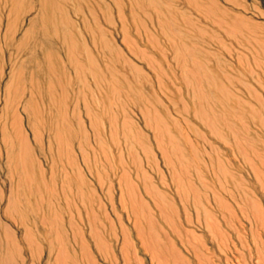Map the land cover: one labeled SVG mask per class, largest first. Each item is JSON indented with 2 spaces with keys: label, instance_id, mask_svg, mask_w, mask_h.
I'll use <instances>...</instances> for the list:
<instances>
[{
  "label": "rangeland",
  "instance_id": "obj_1",
  "mask_svg": "<svg viewBox=\"0 0 264 264\" xmlns=\"http://www.w3.org/2000/svg\"><path fill=\"white\" fill-rule=\"evenodd\" d=\"M20 2L23 9L18 12V20L9 30L6 23L12 18L11 15L10 18L7 15L11 8L4 0H0V99L3 97L4 85L11 82L12 79L13 91L16 90V87L21 89V84L14 80L17 76L16 71L20 68L29 70V66L35 61L41 62L42 54L33 47L34 41L38 43L37 45L52 47L64 63L67 62V59L69 63V58L59 45H64L63 34L67 35L66 46L71 48L70 61H73L75 66L72 69L67 67L64 70L69 75H66L67 80L63 79L64 85H67L68 88L66 91L68 99L72 101L76 98L75 94L79 90L77 97L85 104L83 106L82 103H78L76 110L82 123L79 127L84 128L89 146L85 147L82 144L83 159L80 158L81 153L76 149V142L73 141L71 148L75 153L73 156L76 157L75 163H77L80 174L87 177L90 188L94 189L92 191L96 194V197L95 194L93 196L95 199L97 198L96 202L100 205L99 212H96L98 222L95 228L96 233H93L99 250L94 245L90 229L87 228V220L82 215L80 223L73 217L79 233L71 235L68 232L67 236H64L65 240L62 241L63 244H66L68 254L72 257L79 256L83 241L95 264H157L155 260L152 262L149 252H147L148 254L143 252L139 241L135 238L134 233L136 232L132 227L134 220L119 204L120 192L117 189L119 187H117V180L123 171H127L131 177L134 176V169L138 164L146 174V179L150 181L149 186H152V189L154 188L153 190L159 195L163 193L164 196H162L166 197L167 200L160 201V205L164 206V216L167 215L165 219L167 218L166 222L168 223H163L165 220L159 217L158 211L155 210L149 199L145 200L149 203L152 214L149 218H153L152 222L148 219L151 223L147 220H144V223L148 222L151 226L146 227V223L144 224L141 220L143 218L140 219V222L142 226H145V232L148 228L152 231L155 230L153 233H156L160 238V245L166 244L169 239L168 242L173 245L171 247L180 253L178 255L184 257H182L184 259L182 262L186 263L182 264H264V229L258 224L260 222L254 218V214L252 215L253 210L248 209L249 206L246 204V200L249 199L248 201L254 203L264 217V184L256 182L252 170L243 162L240 155L226 147L221 141L210 137L208 132L200 127V121L193 117L192 112L194 106L202 103L201 99H204L205 107L209 105L214 109L217 108L216 112H220L217 101L223 99V96L221 93L217 94L215 100L214 91L212 92L210 88L215 83H221L223 87L232 91L231 94L237 96L240 94L241 99L250 102V107L256 109L260 116L264 117V112L261 111L264 105L261 106L252 98V94L255 92L259 101L261 100L264 104V88L256 83L257 79L264 83V0H50L49 8L52 10L49 9L48 14L41 13L39 8L35 7L34 11L26 16H22L24 10L34 3L31 0H20ZM35 2L37 4V0ZM115 5L118 6L117 9L114 7ZM3 7H6L5 12ZM41 16L44 17L43 24L38 19ZM237 16L245 17L240 28L225 29L224 25L226 24L221 25L223 22L233 24L231 19H235ZM33 18L37 19L32 25L33 33L26 36L24 32L29 29V21ZM42 25L44 29L48 28L49 33L57 35L59 44L43 39L39 34ZM12 35H15L13 42L10 38L7 39ZM98 35H102L103 41ZM104 43H106L107 50L108 46L111 48L112 58L107 56L108 54L100 47ZM171 47H179L181 52L175 54ZM32 50H35L34 60L30 59ZM117 56L119 57L117 58ZM24 59L29 64L23 63ZM112 61L115 62L114 68H112L114 71H119L125 61L126 64L134 66L139 72V74L129 73L127 79L132 95L136 97L135 93L139 91L145 104L135 106L132 97H130L129 105H131L124 107L126 108V119L119 118L118 107H115L119 104L122 105L124 100H118L111 95L106 80L100 85L101 91L99 92L93 87L90 77L87 78L88 73L109 67ZM147 62L151 64L148 65ZM217 69L221 71V74L216 73ZM76 79L79 80V83ZM182 79L185 81V85L181 83ZM68 80L71 81V85L67 84ZM107 80L109 79L107 78ZM245 84L253 91L245 90ZM232 87L236 89L234 90ZM112 99L114 100L112 101ZM10 102L14 104L16 99L11 96ZM142 106L149 112V116L152 115L149 120H144L141 116L140 108L144 109ZM83 108L89 111L91 124ZM2 109L3 103L0 101V112ZM166 112L175 122L179 132L186 133L188 140H192V145H195L196 158L192 159L193 155L185 149V145H182L183 141L181 143L179 136L173 132L172 120H167ZM112 116L118 117H116L115 136L120 150L113 148L109 139L107 121ZM225 117L226 120L232 118L229 115ZM126 121L129 122L128 126L122 130V124ZM229 121L241 140L243 137L245 140L254 137V132L257 133L255 135H258V139H263L264 129L256 128V124L252 126L251 122H247L245 119L234 121V117ZM185 122L192 128L194 127L196 131L199 130L198 132L203 134L209 145L205 146V144L199 143V136L196 135L197 138H195L192 131L184 127ZM242 123L246 125L249 132L242 129ZM24 124L22 125L25 126ZM77 124L76 121L70 124L72 131L76 133ZM91 125L97 130L93 131ZM148 125L161 130L165 129L167 125L168 131H172L171 136L173 134L176 141H180L178 145L186 151L182 155L183 157L187 156V159L184 158L186 161L183 159L180 165L170 154L172 162H174L173 167L176 169L175 172H180L177 174H181L180 170L185 168L183 171H186L184 172L186 176L183 173L182 176L186 180L183 179L182 186L172 185L171 175L174 173V169L171 170V173L170 168H167L163 162L164 160L155 148L154 133H152L151 127L146 128ZM217 131L225 141L232 144L233 140L227 134L222 122L218 123ZM39 132L42 133L40 129ZM124 132L126 133L123 134ZM96 135L100 136V143L96 142ZM194 140L196 143L198 141V145ZM80 141L82 142L78 139V142ZM258 144L259 142L254 144L255 147L252 146L256 151ZM42 146L45 154L43 156L38 153L36 158L42 164L44 171L49 174L51 164L49 159H45V157L47 158L48 143L44 134ZM127 148L128 151L130 150L128 158L124 152ZM209 148H215V153L219 154L216 157H219L223 162L224 170H229L235 178L233 184L232 180L227 181L226 172L225 175H219V182H216L211 172L208 171L210 167L207 166L208 160L203 156V153H208ZM53 150L56 151L55 148ZM246 150L245 148V156L259 167L257 160H254V155ZM120 152L122 155H119ZM187 153L192 156L190 157ZM186 162L189 166L186 165ZM87 163L92 170L90 176ZM62 166L65 167L67 173H71L66 168V162L61 158L54 168V173L57 176ZM122 166L123 169L125 168L123 171ZM224 170H220V172H224ZM0 173L2 174H0V189L6 199L10 185L3 176L4 172L1 170ZM97 178L100 183H97ZM188 182L189 185H186ZM175 184H180V182ZM227 184L229 187L226 186ZM56 185L55 190L59 192L60 181L56 182ZM73 187L72 184L71 189ZM232 195L236 198H232ZM240 199L241 204L237 201ZM219 202L221 203L219 204ZM167 205L170 207L168 208ZM172 205H174L175 211L171 208ZM220 207L223 209L220 210ZM168 210L170 211L168 212ZM241 211L243 215H241ZM102 213L106 215L107 221L101 216ZM224 219H227V224L224 223L226 222ZM175 229L181 237L173 235ZM124 233L127 235L126 238ZM163 234L167 240L163 238ZM158 237L157 239H159ZM99 241L101 243H98ZM124 241L128 244L125 245ZM39 244L41 246L39 250L33 249L29 254L22 251L20 257L15 260L16 264H53V260L47 256L46 245L40 241ZM59 249L60 247L56 246L55 255ZM72 259L75 260V256ZM76 260L78 264L82 263L80 257ZM167 260V262L162 260V264H174L170 259ZM6 264H13V262L10 261ZM68 264L71 263L68 262Z\"/></svg>",
  "mask_w": 264,
  "mask_h": 264
},
{
  "label": "bare ground",
  "instance_id": "obj_2",
  "mask_svg": "<svg viewBox=\"0 0 264 264\" xmlns=\"http://www.w3.org/2000/svg\"><path fill=\"white\" fill-rule=\"evenodd\" d=\"M31 1L34 4L29 5V7L24 10V14L22 16H26L29 13L33 12L35 7L39 8L41 13L43 14L44 13L48 14V10L51 9L49 8L50 0H37V4L35 0H31ZM4 2L8 4L9 7L11 8L10 11H8L7 15L8 18H10V15L12 18L8 20L6 23L8 29L10 30L11 28H13V24L18 20V12L22 11L23 6L21 5L22 3L20 2V0H9V2H7V0H4ZM116 5L114 6L115 8L118 7ZM3 11L4 12L6 11V7H3ZM243 16L242 17L237 16L235 17V19H231L232 20L231 23L233 22V24L223 22V24L221 25L226 24L224 25L225 29L234 30L235 28H240L243 25L241 23H243V20H245V17ZM43 18L44 17L42 16L41 18H38L39 22L42 24L44 21ZM35 21H37L36 18H33L29 21V29L26 30V32H24L26 36L27 34L30 35L33 33L32 30L34 29L32 28V25L34 24ZM106 21L109 23V20L107 18ZM55 29L57 30V26L55 27ZM226 33L227 31L225 30V34ZM39 34H41L43 39L46 41H50L52 43L54 41V43L56 44L60 43L57 35L55 33L52 34L49 33L48 28L44 29L43 25L42 28H40L39 30ZM66 36L67 35L62 34L64 45L63 44H59V45L65 51L67 57L69 58L70 64L68 63V59L67 62L64 63V61L59 57V55L57 56L58 53L55 50L53 51L52 47L44 46L41 44L37 45L38 43L34 41L33 47L42 54L41 62L39 60L35 61L34 64H31V66H29V70L20 68L18 71H16L17 76L16 78H14V80H16L17 83L21 84L20 85L22 86L21 89L16 87V90L13 91V79H12L11 82L4 85L3 97L2 99H0V101L3 103V109L0 112L1 113L0 171L2 170L4 172L3 176L7 179L10 185V189L7 191L9 194L7 195L6 199L4 198L3 191H1L0 189V263L1 264H6L9 263L10 261H12L13 264H16L15 260L18 257H20L22 251L29 254L32 252L33 249L39 250V248H41L39 241L41 243H44V245H46L47 256H49V258L53 260V264H68V262H70L71 264H78L76 260V258L78 257H80L81 259L80 262L84 264H95L94 260L91 259V255L88 253V250H86L87 248L86 243H84L83 241L81 243V254L79 251L78 254L79 256L74 255L76 262L74 259H72L74 258V256L72 257L70 256V254H68L67 249L65 247L66 244L62 243V241L65 240L64 236L65 235L67 236L68 232L71 233V235L79 233L76 223H74V218L77 220L78 223H80L82 220V215L87 220V224H88L87 228L90 229L89 231L91 237L94 238L93 233H96L95 228H96V224L98 223L96 212L98 213L100 210V205H98L99 203L96 202L97 198L95 199L93 196V194L95 193L92 190L94 189L90 188L89 185L90 182L87 181V177L82 176V174H80L79 172L80 170H78L77 168L78 166L76 165L77 163H75L76 157L73 156V154L75 153L72 150L73 148H71V144L73 143V141L76 142L77 144L76 149L79 150V152L81 153L80 158L82 157L83 159L82 144H84V146L86 147L89 146V142H88V136H86L87 134L86 132H84V128L79 127V125H81L82 123L79 120V116L77 114L76 109L78 108V103L83 104V101L77 97L79 96L78 95L79 90L76 92V94L73 91H71V93L73 92V94L76 95L75 96L76 98L72 99L71 101L70 99H68L69 97L66 92L68 91L67 85H64L63 83V79L67 80L66 75H68L67 71L64 70H66L67 67H69L70 69L75 67L73 61L72 62L70 61L71 48L68 45L66 46V39H67ZM98 36L100 37V40L103 41L101 37L102 35H98ZM14 37L15 35L8 36L7 39L10 38V40L12 41L14 40ZM100 47L103 49V51H105V53L108 54L107 56L112 58L113 55H111L110 53L111 48L108 46V50H107L106 43H104ZM171 48L173 49V53L175 54H179V52H181L179 47H171ZM181 50L183 51V49ZM34 53L35 50H32L30 52V56H31L30 59L32 60H34L33 59ZM118 57L119 56H117V58ZM22 62L23 63L26 62L27 64H29L25 59ZM147 63L148 65L151 64L150 62ZM114 65L115 62L112 61L111 65L109 67H105L103 70H93L92 73L87 74V78L90 77L92 81L91 83H93V87H95L99 92L101 91L100 85L102 84L103 81L106 80L107 86L110 88L109 92H111V95L116 97V99L118 100L121 99L124 100L123 101L124 105L119 104V106H115V107H118L117 113L119 115V118L123 117L126 119L127 118L125 112L126 108L124 107L131 105V104L129 105L130 97H132V102L133 105L135 106L140 105L144 102V99L141 96V94H139L140 93L139 91L135 93L136 97L132 95V90L129 88L128 79H127V75L129 73L135 72L139 74V72L134 68V66L131 67L132 65L129 66L130 64L129 65L126 64L125 61L122 65V68L119 71L112 70V68H114ZM216 73L221 74V71L217 69ZM250 74L252 75V73ZM107 78L109 80H107ZM76 80L79 83V80L78 79ZM212 80L215 83L213 78ZM67 82H68L67 84L71 85L70 80H68ZM181 83L185 85V81L183 79ZM256 83L259 84L260 87L264 88V83H262L260 79H257ZM210 89L212 90V92L214 91V95L216 96L214 98L215 100L217 99V94L221 93V95L223 96V99L217 101V104L220 107V112L218 111L216 112L217 108L214 109V107L212 106L206 105L205 107V105H203L204 99H201L202 103L198 106H194V108L192 109L193 117L196 118V120L200 121V127L201 128L203 127L208 132L210 137H213L218 141H221L222 144H224L226 147L234 150L238 155H240L241 158L243 159V162L246 163L249 169L252 170L256 182L258 184L259 183L264 184V135L262 136L263 139H258L257 138L258 135L257 136L255 135L257 133L254 132V137L256 138L249 137V139L245 140V138L243 137V139L241 140L240 137L237 136V132L234 130V128L232 127L229 121V119L233 120V117H234V121L235 120L242 121L243 119H245V121L251 122L250 124L252 126L256 124V128L258 127V129L263 130L264 117L263 116L261 117L260 113L257 112L256 109L250 107L251 106L250 102L248 103L245 102L243 99H241L242 97L240 96V94H238V96L235 94H231L232 91L223 87L221 83H215L214 85H211ZM245 90L250 92L253 91L251 87H249L247 84H245ZM11 96L14 99H16V102L14 104L10 102ZM239 96L240 98H238ZM249 96L251 95L249 94ZM252 98L256 100V102H258L261 106L264 105L261 102V100L259 101V98L255 94V92H253ZM113 100L114 99H112V101ZM84 105L85 104H83V106ZM261 106L259 107L260 109L262 108ZM83 110L86 111L87 117L89 119V123L91 124L92 120L90 119L91 116L89 114V111H87L86 108H83ZM261 111L264 112V106ZM140 114L144 120H149L150 117L152 116L151 114L149 116V112L145 110V108L144 109L140 108ZM165 115L167 120L171 119L167 112L165 113ZM228 115L229 117L231 116L232 118L228 117L229 119L226 120L225 116ZM117 116H112V118H110L107 121L110 143L111 146L116 149L119 147V144L117 143L115 136ZM74 121L78 123L76 125L77 130H75L77 131V133L72 131V127L70 125L71 122ZM219 122L220 123L222 122L224 124L227 134L233 140V142H231L232 144L228 143V141H225V139H223L220 133L217 131ZM128 123L129 122L126 121L122 124L123 127L122 130H124L125 127L128 126ZM167 123L169 124L168 121ZM22 124H24L25 126H23ZM171 125L173 128V132H175L176 135H178L179 138L181 139V143L183 141L182 145H185V149L188 152H190L193 156L188 153L187 155H190V157L192 156V159L196 158L197 154L195 151V145H192L193 143L191 142L192 140L191 139L188 140V138L186 137L187 135H185L186 133L179 132L173 120L171 121ZM149 127L151 126L150 125L146 126V128ZM184 127L186 129L189 128L188 130L192 131L194 136L196 135L199 136V143L201 144L203 143L205 144V146L209 145L203 134L201 135L198 132L199 131L198 128H197L198 131H196V129H194V127L192 128V126L190 124H187V122H185ZM91 128L93 131L97 130L92 125ZM39 129L42 131V133L39 132ZM151 129L153 131L152 133H154L153 139L156 146L155 148L160 153L162 160H164L163 162L167 165L166 166L167 168H170L169 169L170 171L171 170L173 171L174 169V173L171 175L172 185L174 184L176 186L177 185L182 186L181 183H183L182 181L185 178L184 176H186V173H184L186 171H183L185 168L180 170L182 171L183 174H185L184 176H182V173L177 174L180 172L179 171L175 172L176 169L173 167L174 162H172L170 154H172V156L174 157L175 162H177L178 165H180L183 162L184 158L187 159V156L183 157L182 155L183 153H186V151L184 150V148L182 149L180 145H178L180 141L178 140L176 141L175 139L176 137L173 136V134L171 136L172 131L171 132L168 131L169 129L167 128V125L165 129L162 130L154 126H152ZM242 129L247 130V132H249V129L246 127V125H243V123H242ZM258 129L256 130L258 131ZM125 133L126 132H124L123 134ZM43 134L45 135V138H47V143H48V148L46 150L47 158L45 157V159L47 160L49 159V162L51 164L49 174L47 173V171H44V169L42 168V164L36 158L38 153L43 154V156L45 154V151H43V146H42ZM77 136L80 138H76ZM194 136H192V138H194ZM197 136L195 138H197ZM78 139L82 140V142L81 141L78 142ZM252 140L254 142H251ZM100 141H101L100 136L96 135V142L100 143ZM255 142L257 143L259 142L258 144L259 146H256L258 147L257 151L255 148L252 147L254 146V144H257ZM197 143L196 145H198ZM53 148H55L56 151H54ZM245 148L247 149L246 151H250L254 155L255 157L254 160H257V162L259 163V167H257V165H255V163H253L251 159H248V157L245 156L246 155ZM129 151L128 148L126 149V151H124L126 153L124 154L127 155V158L130 156ZM119 155H122L121 152ZM218 155H219L218 153H215V148H209L208 153L207 152L203 153V156L208 160L207 166L210 167V170L208 171L211 172L216 182L217 181L219 182L218 179L219 175L220 176L225 175L226 172L227 181L232 180L231 183L233 184L235 182V178L231 175L229 170H224L225 167H223L224 165L223 162L220 160L219 157H216ZM61 158L64 159V162H66V168H68L69 171H71V173L70 174L67 173L65 167L62 166L57 176L54 173V168L57 166L58 162H60ZM186 159L184 160L186 161ZM183 165H185V163H183ZM186 165L189 166L187 162ZM88 167L90 169V170L88 169L90 171L88 172L89 175L92 170L89 165ZM121 168L122 171L125 170V168L123 169V166ZM186 170L188 171V169ZM220 170H224V172H220ZM134 174L135 175L131 177L130 174L127 173V171L121 172V176H119L117 180L118 181L117 187L119 186L117 189L118 192H120L119 204L121 205L122 209L126 211V214L129 213L134 220L132 227H134L135 229L134 231L136 232L134 233L135 238L139 241L138 243L141 246L143 252L145 253L149 252L152 262L155 260L157 264H162L163 263L162 260H165V262H167L168 261L167 259H170V261L174 264L186 263V262H182V260H184L183 259L184 257L182 255H178L180 253H178L175 248H172L173 245L171 244V242H168L169 239L167 240L165 238L166 237L164 235L165 233L163 234V238H165L167 242L166 244H164L163 242L165 246L162 244L161 246L159 244L160 238L157 236L156 233H153L155 230L152 231L148 228L146 232L144 231L145 226H142L140 219L143 218L141 220L144 223V220L149 221L153 218V217L149 218L152 214L150 213L149 203L145 199H149V202H151L155 210L158 211L159 217L165 220L163 221V223L166 222L167 218L165 219V217L167 215L164 216V206L160 205L161 203L160 201L164 202L167 199H165L166 197H163L164 196L163 193H162L163 196L161 195V193L159 195L158 193L155 192V190H153L154 188L152 189V186H149L150 181L146 179V174L144 173V171H142V167L140 168L138 164L134 169ZM97 177L99 178V175H97ZM98 178H97V183L98 182L100 183V180ZM184 180H186V178ZM59 181H60V188H59L60 191L57 192V190H55V188L57 187L56 182L59 183ZM178 182H180V184H175ZM72 184L74 187L71 189ZM186 185H189V182L188 184L186 183ZM226 186H228V184ZM227 193L229 194V192ZM231 194H233L232 191ZM69 195L70 197H68ZM238 196L239 194L237 195V197ZM234 197L236 198V196ZM234 197L232 195V198ZM248 200H246L247 201L246 204L249 206L248 209L253 210L252 215L254 214V218L258 222H260L258 224H260L264 229V217L262 215L263 213L261 214L260 209L257 208L254 203L249 202ZM237 201H239L240 203L241 199ZM220 203L221 202H219V204ZM167 207L165 206V209ZM171 208H173V211H175L174 205H172ZM222 209L223 208L220 207V210ZM169 211L170 210H168V212ZM240 213L241 215H243L242 211ZM101 216L104 218V220L106 221L108 220L106 215H104V213H102ZM226 220L227 219H224V221ZM150 223L147 222L146 227H148ZM224 223L227 224L228 222L226 221ZM176 230L177 229H175L173 235L176 234L179 237L180 235ZM158 231L162 233V231L160 230ZM155 235L159 239H157ZM124 237L125 238L127 237L125 233H124ZM125 241L124 244L126 243L125 245H127L128 243ZM98 243H101V241H99ZM94 245H96L97 249L99 250L95 238H94ZM56 246L60 247V249L57 250L55 255L54 253ZM164 256H166L167 258H165ZM198 259L200 260V257Z\"/></svg>",
  "mask_w": 264,
  "mask_h": 264
}]
</instances>
